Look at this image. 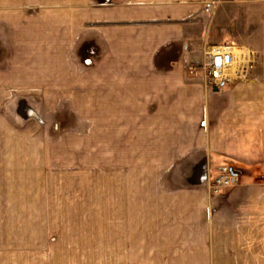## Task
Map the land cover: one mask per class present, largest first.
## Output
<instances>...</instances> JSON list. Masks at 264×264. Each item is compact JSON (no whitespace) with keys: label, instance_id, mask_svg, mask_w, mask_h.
Returning a JSON list of instances; mask_svg holds the SVG:
<instances>
[{"label":"rangeland","instance_id":"rangeland-1","mask_svg":"<svg viewBox=\"0 0 264 264\" xmlns=\"http://www.w3.org/2000/svg\"><path fill=\"white\" fill-rule=\"evenodd\" d=\"M102 8L100 0H0V264H264V163L211 155L207 115L201 132L164 99L166 75L201 79L212 92L199 69L190 73L204 53L175 71L173 45L145 67L122 21H107ZM249 50V72L227 86L259 76L260 54ZM202 169L207 203L192 179ZM227 172L237 183L214 191ZM230 190L232 200L242 196L243 219L213 226L201 244L192 212L211 216ZM176 221L189 244L174 237Z\"/></svg>","mask_w":264,"mask_h":264},{"label":"crops","instance_id":"crops-1","mask_svg":"<svg viewBox=\"0 0 264 264\" xmlns=\"http://www.w3.org/2000/svg\"><path fill=\"white\" fill-rule=\"evenodd\" d=\"M201 1L100 0V3L104 19L122 21L120 32L124 36L130 34L133 48L138 56L148 60L149 64L145 66L148 68H152V62L155 67L156 59L162 57L173 45L176 50L170 59L176 62L175 71H180L184 62L200 61L209 45H241L247 49H256L260 54L255 64L260 69L256 73L259 76L230 86L225 83L218 91L212 90L206 94L203 81L198 78L189 80L182 76L166 75L161 81L171 86L164 94L165 101H171L170 114L190 118L188 121L191 124L197 120L201 125V132L205 131L203 117L207 115L205 121L209 130L203 144L208 153L236 161L264 163V0H223L212 12L210 20H205V14L200 10ZM137 21H141V24L135 25L134 22ZM158 21L161 23L156 24ZM104 29L112 28L101 29V36L107 38L109 33L105 35ZM115 35L118 43L119 37L123 35ZM195 126L197 127V123ZM200 150L199 148L198 151ZM194 154L196 152H191V155ZM203 172L200 170L196 179H192L195 182L193 184H199L201 203H207V189L203 182L205 171ZM233 191L215 197L216 200L227 198V202L221 206H213L211 216L203 218L204 214L207 216V208L204 210L199 206L192 212L194 216L189 220L190 225L194 219L195 227L200 229L195 237L203 240L201 244L209 242L213 226L227 223L237 225L243 219L245 204L241 202L242 196L232 200V196L236 194V190ZM187 194L192 192L188 191ZM230 213H234L233 216ZM174 223L177 225L173 227L176 229L174 237L183 238V243L189 244L185 242L190 234L185 230L186 224L182 226L179 221ZM159 225L162 226L156 228H162V231L157 232L161 239H157L154 244L157 252L165 247L166 237L169 235L168 224ZM186 244L182 245L185 247ZM156 245L163 246L158 249ZM184 253L185 249L183 256ZM178 258L183 260L185 256Z\"/></svg>","mask_w":264,"mask_h":264},{"label":"built area","instance_id":"built-area-1","mask_svg":"<svg viewBox=\"0 0 264 264\" xmlns=\"http://www.w3.org/2000/svg\"><path fill=\"white\" fill-rule=\"evenodd\" d=\"M218 0H204L203 10L211 12ZM204 58L190 67V73L199 69L210 87L222 86L233 78L245 77L252 66L255 54L247 48L234 45H209L204 50ZM198 67V68H197ZM236 174L227 172L219 175L210 184L214 191L236 184Z\"/></svg>","mask_w":264,"mask_h":264},{"label":"water","instance_id":"water-1","mask_svg":"<svg viewBox=\"0 0 264 264\" xmlns=\"http://www.w3.org/2000/svg\"><path fill=\"white\" fill-rule=\"evenodd\" d=\"M212 90H213V91H217V90H218V86H214V87L212 88Z\"/></svg>","mask_w":264,"mask_h":264},{"label":"bare ground","instance_id":"bare-ground-1","mask_svg":"<svg viewBox=\"0 0 264 264\" xmlns=\"http://www.w3.org/2000/svg\"><path fill=\"white\" fill-rule=\"evenodd\" d=\"M244 48V47H243Z\"/></svg>","mask_w":264,"mask_h":264}]
</instances>
